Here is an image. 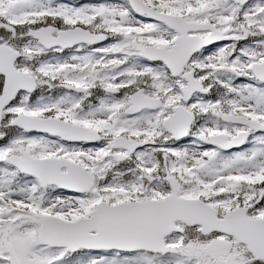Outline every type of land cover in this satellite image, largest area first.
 Wrapping results in <instances>:
<instances>
[{
  "label": "snow or ice",
  "instance_id": "6c2138e0",
  "mask_svg": "<svg viewBox=\"0 0 264 264\" xmlns=\"http://www.w3.org/2000/svg\"><path fill=\"white\" fill-rule=\"evenodd\" d=\"M0 264H264V0H0Z\"/></svg>",
  "mask_w": 264,
  "mask_h": 264
}]
</instances>
